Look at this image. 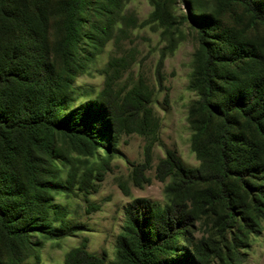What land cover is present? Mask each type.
I'll return each instance as SVG.
<instances>
[{
	"label": "rangeland",
	"instance_id": "obj_1",
	"mask_svg": "<svg viewBox=\"0 0 264 264\" xmlns=\"http://www.w3.org/2000/svg\"><path fill=\"white\" fill-rule=\"evenodd\" d=\"M10 1H19L29 22L36 26L31 0ZM67 1L44 0L49 11V54L56 69L63 64V8ZM192 8L206 15L209 29L203 28V32L194 25ZM80 17L81 44L69 47L64 57L74 85L99 93L109 81L115 96L122 98L142 83L151 91L150 106L159 129L154 138L124 132L111 134L109 140L101 136L96 155L89 141L75 148L71 141L55 140L64 167L98 171L100 175L94 173L97 188L89 194L75 188L74 194L63 190L57 196L52 192V204L68 206L55 219H64L80 231L60 240L32 234L38 264H63L67 253L83 243L90 253L103 259V264H131L121 247V237L127 248L136 251L126 220V209L135 199L160 205L174 202L192 217L180 230L183 237L170 242L169 248L175 251L163 253V258H176L187 246H198L202 254L199 264H264V204L260 200L264 135L240 112L230 114V132L240 140L230 167L247 175L242 181L229 175L227 197L221 198L219 184L211 179L220 170L214 135L221 121L212 119L206 125L207 116L197 103L203 69L200 44L205 38L222 41L228 56L235 53V61L216 64L217 101L238 100L254 85L262 86L264 23L255 21L241 5L225 0H85ZM1 147L0 141V151ZM168 151L175 152L187 169H198L200 174L195 175L200 178L185 188L170 177L160 180L158 165ZM254 152L258 158L251 162L249 156ZM147 155L150 164L135 180V170L145 164ZM18 168L17 163L16 173ZM91 205L99 209L94 211ZM4 240L0 233V249L8 261ZM22 264L37 262L31 258Z\"/></svg>",
	"mask_w": 264,
	"mask_h": 264
},
{
	"label": "trees",
	"instance_id": "obj_2",
	"mask_svg": "<svg viewBox=\"0 0 264 264\" xmlns=\"http://www.w3.org/2000/svg\"><path fill=\"white\" fill-rule=\"evenodd\" d=\"M225 1L241 5L255 21L264 23V1ZM31 2L36 26L29 22L19 1L0 0V233L9 253L6 261L0 249V264H22L31 258L38 264L40 257L30 241L34 233H42L48 240H60L80 231L78 226L64 219H55L68 206L52 204L51 194L57 192L60 196L63 190L74 194V188L89 194L90 190H96L93 180L100 173L64 167L60 163L64 157L58 153L56 139L71 141L75 148L89 141L94 145L96 155L97 149L101 148V136L106 135L109 140L111 134L124 132L154 138L159 129L150 106L151 91L142 83L122 98L115 96L109 81L99 93L92 89L85 92L82 87L74 85L64 57L69 47L81 44L80 15L85 0H68L64 5V57L60 69H56L49 54L48 8L44 0ZM191 11L195 14L192 18L194 25L203 32V28L209 29L204 21L206 15L195 8ZM218 42L220 45L215 46ZM227 49L220 40L210 42L205 38L201 42L203 69L199 75L197 101L207 116L206 125H210L212 119L221 121L214 135L220 170L211 177L219 184L221 198L227 197L226 179L229 175L237 176L241 181L247 175L246 171H235L230 167L240 141L230 132V114L240 112L264 135V83L254 85L252 91L241 99L223 103L216 100L220 94L215 81L216 64L236 60L235 53L229 56L225 53ZM241 141L244 142L243 138ZM256 154L249 156L251 162L258 158ZM17 163L18 173L15 171ZM149 164L147 155L145 164L135 170V180ZM195 173L200 174V171L187 169L172 151H168L158 165L160 180L170 177L174 182H181L184 188L200 178ZM260 196L264 204V189ZM90 207L94 211L99 209L97 205ZM126 220L136 251L127 248L124 237H121V247L131 264H199L202 254L198 246H187L184 254L173 259L162 257L165 252L175 251L169 248L170 242L183 237L180 230L192 220L184 206L135 199L126 209ZM63 264H103V259L90 253L87 244L83 243L67 253Z\"/></svg>",
	"mask_w": 264,
	"mask_h": 264
}]
</instances>
